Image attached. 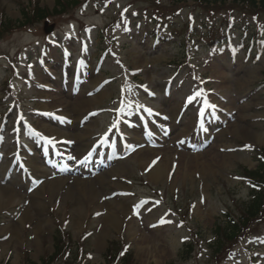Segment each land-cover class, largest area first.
<instances>
[{
	"label": "rangeland",
	"instance_id": "obj_1",
	"mask_svg": "<svg viewBox=\"0 0 264 264\" xmlns=\"http://www.w3.org/2000/svg\"><path fill=\"white\" fill-rule=\"evenodd\" d=\"M73 2L57 15L55 0H0L4 25L49 13L0 36V264H264V211L211 248L264 150V10Z\"/></svg>",
	"mask_w": 264,
	"mask_h": 264
},
{
	"label": "trees",
	"instance_id": "obj_2",
	"mask_svg": "<svg viewBox=\"0 0 264 264\" xmlns=\"http://www.w3.org/2000/svg\"><path fill=\"white\" fill-rule=\"evenodd\" d=\"M200 4L205 5L206 7L218 6L225 4L227 0H194ZM232 3L237 5H243V9H252V10H264V0H232ZM75 5L73 0H55L54 12L57 15L64 14L67 7ZM49 13L47 10L42 9L38 6H35L32 11L29 12L28 9L22 8L21 10V19L11 23L9 21L4 25L0 22V36L3 32L9 28L17 27L18 29L30 26L33 23H36L42 19H48ZM228 23V22H226ZM225 23H223L224 25ZM227 25V24H225ZM209 34L206 36L205 46L207 48H213L217 44L223 43L226 40L225 33L223 30L218 33ZM259 159L258 167L254 173H248L245 178L251 182V187L248 191V197L244 202L243 207L240 209V217H234L229 212H226L221 216V219L215 224L213 233V241L211 243V248L213 249L212 254L215 256L220 255L224 252L231 243L239 237V234L243 232L247 227L264 211V150L257 151ZM263 158V159H262ZM60 234L58 238H54V249H57L59 244L63 242V234L59 231ZM87 232L84 231L79 237L78 241L74 244L75 247L81 252V245L83 241L87 238ZM192 244L184 245L179 257L182 258L187 256L188 252L191 249ZM65 248V244L63 245ZM83 247V245H82ZM120 254L121 252H116ZM213 255V256H214ZM112 256L110 255V258ZM125 255L122 257V263L126 264L124 260ZM51 261V262H50ZM47 260L48 264H52V260ZM112 261V259H111ZM107 263H110L109 260H106Z\"/></svg>",
	"mask_w": 264,
	"mask_h": 264
},
{
	"label": "bare ground",
	"instance_id": "obj_3",
	"mask_svg": "<svg viewBox=\"0 0 264 264\" xmlns=\"http://www.w3.org/2000/svg\"><path fill=\"white\" fill-rule=\"evenodd\" d=\"M153 174L156 176V177H161L163 174H165V166L162 162L159 163V165L155 168V170L153 171ZM45 188V185H43L40 189H44ZM49 189L50 186L48 185V187L46 186V189ZM8 195V194H7ZM3 196V193L0 192V199L1 197ZM9 196H15L13 192L10 191L9 193Z\"/></svg>",
	"mask_w": 264,
	"mask_h": 264
},
{
	"label": "snow or ice",
	"instance_id": "obj_4",
	"mask_svg": "<svg viewBox=\"0 0 264 264\" xmlns=\"http://www.w3.org/2000/svg\"><path fill=\"white\" fill-rule=\"evenodd\" d=\"M191 99H192V97L189 98V100H191ZM212 107H215V106L213 105ZM148 111L150 112L151 110H148ZM49 142H51V141H49ZM70 159H72V157H70Z\"/></svg>",
	"mask_w": 264,
	"mask_h": 264
}]
</instances>
